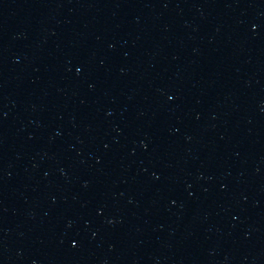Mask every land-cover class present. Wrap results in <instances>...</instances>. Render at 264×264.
Listing matches in <instances>:
<instances>
[{
	"label": "water",
	"instance_id": "1",
	"mask_svg": "<svg viewBox=\"0 0 264 264\" xmlns=\"http://www.w3.org/2000/svg\"><path fill=\"white\" fill-rule=\"evenodd\" d=\"M0 264H264V0H0Z\"/></svg>",
	"mask_w": 264,
	"mask_h": 264
}]
</instances>
